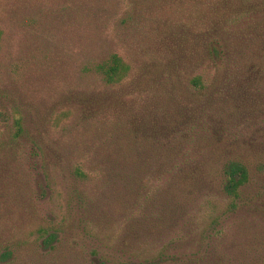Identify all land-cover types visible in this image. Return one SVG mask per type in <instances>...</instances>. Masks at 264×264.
Masks as SVG:
<instances>
[{
    "label": "rangeland",
    "instance_id": "obj_1",
    "mask_svg": "<svg viewBox=\"0 0 264 264\" xmlns=\"http://www.w3.org/2000/svg\"><path fill=\"white\" fill-rule=\"evenodd\" d=\"M147 258L264 264V0H0V264Z\"/></svg>",
    "mask_w": 264,
    "mask_h": 264
},
{
    "label": "trees",
    "instance_id": "obj_2",
    "mask_svg": "<svg viewBox=\"0 0 264 264\" xmlns=\"http://www.w3.org/2000/svg\"><path fill=\"white\" fill-rule=\"evenodd\" d=\"M124 63L119 56L114 55L112 57L111 64L102 67L101 71L105 76V79L109 83H113L116 79L120 77V74L125 69ZM17 131H22L21 120H16ZM249 172L247 168L239 163V162H231L229 163L224 170V180H223V192L226 198L230 201V204L227 206V212H235L239 208V204L243 200V188L249 183ZM220 218V214H216L213 217L212 222L209 223V228L214 227V222H217ZM208 228V229H209ZM207 229V230H208ZM205 230V231H207ZM211 231H215L212 228ZM167 249H162L161 252L158 254L160 261L165 258L164 255ZM122 264H155L154 258H147L145 261L140 263H129L123 262Z\"/></svg>",
    "mask_w": 264,
    "mask_h": 264
}]
</instances>
